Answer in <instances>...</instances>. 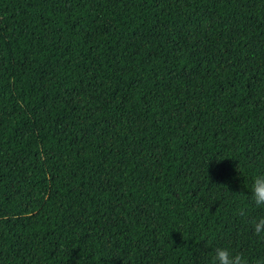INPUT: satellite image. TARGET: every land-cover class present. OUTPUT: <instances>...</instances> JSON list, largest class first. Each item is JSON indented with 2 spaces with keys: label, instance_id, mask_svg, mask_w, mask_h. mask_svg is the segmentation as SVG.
<instances>
[{
  "label": "trees",
  "instance_id": "16d2710c",
  "mask_svg": "<svg viewBox=\"0 0 264 264\" xmlns=\"http://www.w3.org/2000/svg\"><path fill=\"white\" fill-rule=\"evenodd\" d=\"M0 264H264V0H0Z\"/></svg>",
  "mask_w": 264,
  "mask_h": 264
}]
</instances>
